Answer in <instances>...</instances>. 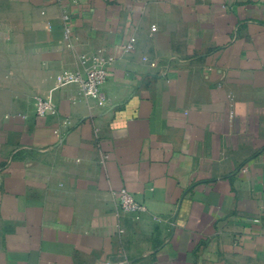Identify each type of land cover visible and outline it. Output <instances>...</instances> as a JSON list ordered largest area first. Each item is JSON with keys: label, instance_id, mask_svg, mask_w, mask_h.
<instances>
[{"label": "crops", "instance_id": "1", "mask_svg": "<svg viewBox=\"0 0 264 264\" xmlns=\"http://www.w3.org/2000/svg\"><path fill=\"white\" fill-rule=\"evenodd\" d=\"M68 9L72 47L58 0H0V264H264V0ZM99 50L102 103L55 85Z\"/></svg>", "mask_w": 264, "mask_h": 264}, {"label": "built area", "instance_id": "2", "mask_svg": "<svg viewBox=\"0 0 264 264\" xmlns=\"http://www.w3.org/2000/svg\"><path fill=\"white\" fill-rule=\"evenodd\" d=\"M74 0H58L61 7V19L63 21V38L67 47H72L74 43V37L72 35L71 17L69 13V4ZM135 37L131 36L128 41L123 45V53H127L134 48ZM82 62H84V56H82ZM114 56L112 54H103L101 50L97 52V55L93 57V63L84 68L83 70L65 71L56 75L55 85L76 86L80 94L86 98H93L102 103L101 88L106 82L108 74L110 72L111 65L113 64ZM35 114L38 117L57 116L58 110L51 98L49 97H36L34 99ZM68 119L62 120L63 125L68 124ZM58 129H54L53 132L58 133ZM117 207L125 212L133 214L136 218H139L141 214L147 211L146 206L137 201L133 195L125 188L121 187L115 192ZM256 221V220H255ZM105 264H110L109 262Z\"/></svg>", "mask_w": 264, "mask_h": 264}]
</instances>
